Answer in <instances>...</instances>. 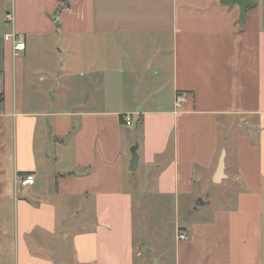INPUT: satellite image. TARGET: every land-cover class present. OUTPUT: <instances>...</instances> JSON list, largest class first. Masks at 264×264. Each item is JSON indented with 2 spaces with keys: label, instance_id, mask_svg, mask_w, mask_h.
Segmentation results:
<instances>
[{
  "label": "crops",
  "instance_id": "1",
  "mask_svg": "<svg viewBox=\"0 0 264 264\" xmlns=\"http://www.w3.org/2000/svg\"><path fill=\"white\" fill-rule=\"evenodd\" d=\"M9 1L0 154L15 179L34 177L20 185L16 264H154L134 244L135 147L137 171L175 200L202 199L196 180L214 184L226 151L217 185L234 204L179 230L173 264H264V0L244 24L228 0Z\"/></svg>",
  "mask_w": 264,
  "mask_h": 264
},
{
  "label": "rangeland",
  "instance_id": "2",
  "mask_svg": "<svg viewBox=\"0 0 264 264\" xmlns=\"http://www.w3.org/2000/svg\"><path fill=\"white\" fill-rule=\"evenodd\" d=\"M9 2V0L6 1V7L0 14V24L4 28L3 32L9 30L6 22L7 12L5 13V10L9 8ZM53 46L55 45L52 44ZM59 50L61 49L59 48ZM59 57H61V53ZM5 122V120L0 119L1 139L7 142L9 139V125ZM236 122H240V120L238 119ZM128 130L133 135L136 128L129 127ZM233 131V134L230 131L229 133L225 132L224 138L233 137L234 141L235 135L241 134L239 128H235ZM222 136L223 133H220V137ZM53 147L51 146L48 149V153L59 155L63 148L61 144H56ZM10 162L11 160L8 159L7 154L2 152L0 154V264L17 263V238L13 235V232L17 224L15 211L19 207L23 193L20 186L21 180L12 176ZM146 173L143 168L136 172L129 171L126 179L128 185L136 184L139 195L134 205V244L144 252L145 256L154 260V264L160 257H163V263L161 264H173L176 237L179 235V230L187 228L191 223L204 220L209 213L213 214L219 209H227L234 204V197L230 195L228 190L230 182L225 181L221 185L212 183L208 185L200 179L196 180L194 192H202L204 197L202 199L211 202L208 205L196 207L200 197L195 198V195H180L176 200L171 197L157 195V182L152 177L148 178ZM145 187L146 190L144 191Z\"/></svg>",
  "mask_w": 264,
  "mask_h": 264
},
{
  "label": "water",
  "instance_id": "3",
  "mask_svg": "<svg viewBox=\"0 0 264 264\" xmlns=\"http://www.w3.org/2000/svg\"><path fill=\"white\" fill-rule=\"evenodd\" d=\"M223 3L225 5L230 6V7L234 6L235 4H237L241 7L240 24H244V20L246 17L247 10L250 7L254 6V3L252 1H249V0H228V1H223ZM225 157H226V151L224 149L220 155V158L218 161L217 171H216V174L213 178L214 184H220L222 182V180L224 178H226V175H225ZM138 166H139V156L137 153V147H135L132 150V161H131L130 170L132 172H135V171H137ZM204 205H205V202L202 199H200L197 202L196 207H201Z\"/></svg>",
  "mask_w": 264,
  "mask_h": 264
},
{
  "label": "built area",
  "instance_id": "4",
  "mask_svg": "<svg viewBox=\"0 0 264 264\" xmlns=\"http://www.w3.org/2000/svg\"><path fill=\"white\" fill-rule=\"evenodd\" d=\"M8 22H12V14L8 13L6 17ZM6 39H10L14 43V54L15 56H18L20 52H23L25 50V44L24 42L18 40V38L15 35H9L6 37ZM181 101V97H178V102ZM124 123L127 126L133 125V118L131 116H126L123 118ZM22 186H32L34 184V177L33 176H27L25 179L21 181ZM180 239L186 240L187 237L185 235H180Z\"/></svg>",
  "mask_w": 264,
  "mask_h": 264
},
{
  "label": "trees",
  "instance_id": "5",
  "mask_svg": "<svg viewBox=\"0 0 264 264\" xmlns=\"http://www.w3.org/2000/svg\"><path fill=\"white\" fill-rule=\"evenodd\" d=\"M3 59H4L3 39L0 38V69H1V65L3 64ZM0 72H1V70H0ZM3 101H4L3 100V94H0V104H2ZM121 121L124 122L123 117H121ZM137 123H138V125L141 124L142 119H138Z\"/></svg>",
  "mask_w": 264,
  "mask_h": 264
}]
</instances>
